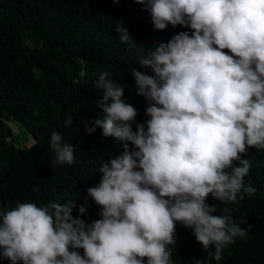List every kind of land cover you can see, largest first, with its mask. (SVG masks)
<instances>
[{
  "label": "clouds",
  "instance_id": "1",
  "mask_svg": "<svg viewBox=\"0 0 264 264\" xmlns=\"http://www.w3.org/2000/svg\"><path fill=\"white\" fill-rule=\"evenodd\" d=\"M131 3L165 32L154 33V49L139 55L143 72L132 71L133 89L143 96L136 103L125 102L124 86L108 72L95 81L103 118L84 131L99 127L123 145L87 189L102 218L86 223L77 200L14 208L0 202V257L9 264H173L177 222L197 249L184 264H209L251 229L235 223L228 207L214 213L218 201L231 205L256 193L245 178L256 150H264V0ZM115 31L135 47L126 27ZM137 112L150 117L146 124ZM71 123L69 117L65 126ZM31 138L32 149L38 141ZM49 146L56 164L73 165L75 148L60 133H51Z\"/></svg>",
  "mask_w": 264,
  "mask_h": 264
},
{
  "label": "trees",
  "instance_id": "2",
  "mask_svg": "<svg viewBox=\"0 0 264 264\" xmlns=\"http://www.w3.org/2000/svg\"><path fill=\"white\" fill-rule=\"evenodd\" d=\"M132 1L0 0V202L9 208L20 202L40 206L69 199L85 207L80 218L86 223L102 218L87 189L99 183L102 163L120 155L123 145L104 137L99 127L91 134L84 131L85 123L91 127L103 118L97 104L102 90L95 88V81L108 72L124 86L125 102L136 103L143 96L133 89L132 71H141L139 55L154 49V33L165 32L155 29L149 12ZM117 24L128 29L134 48L120 42ZM146 74L152 75L150 68ZM69 117L72 123L66 127ZM149 118L139 113L136 117L144 124ZM52 132L75 148L73 165L55 163L49 146ZM31 136L38 141L32 149ZM252 162L245 183L253 179L256 193L231 205L218 201L214 213L223 215L228 207L235 223L251 229L246 238L237 237L225 248L221 261L207 259L209 264H264V150H256ZM215 201L208 197L206 202ZM79 207L72 212L74 218ZM237 213L244 214V221ZM184 230L177 222L180 246L172 255L173 264H184L197 251L182 237ZM77 251L83 255V249ZM9 263L0 257V264Z\"/></svg>",
  "mask_w": 264,
  "mask_h": 264
},
{
  "label": "rangeland",
  "instance_id": "3",
  "mask_svg": "<svg viewBox=\"0 0 264 264\" xmlns=\"http://www.w3.org/2000/svg\"><path fill=\"white\" fill-rule=\"evenodd\" d=\"M10 124H12V126L14 127V129H15V130H17V125H16V124H14V122H10ZM31 139H32V138H31ZM31 139L28 141V145H29V143H30Z\"/></svg>",
  "mask_w": 264,
  "mask_h": 264
}]
</instances>
